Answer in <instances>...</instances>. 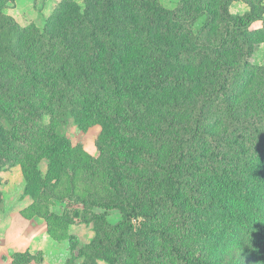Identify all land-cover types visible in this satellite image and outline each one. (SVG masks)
Here are the masks:
<instances>
[{"label":"trees","instance_id":"1","mask_svg":"<svg viewBox=\"0 0 264 264\" xmlns=\"http://www.w3.org/2000/svg\"><path fill=\"white\" fill-rule=\"evenodd\" d=\"M8 1L0 0V169L19 164L33 200L58 197L66 178L59 198L80 207L42 217L91 223L94 236L77 252L70 243L64 264H128L131 250L136 264H158L164 249L172 264H264V61L251 60L264 16L253 5L231 14L229 0H179L174 9L131 0L128 11L121 0H67L27 30L3 11ZM256 20L262 26L251 29ZM123 28L149 48L129 52ZM69 123L100 125L96 156L74 150Z\"/></svg>","mask_w":264,"mask_h":264},{"label":"rangeland","instance_id":"2","mask_svg":"<svg viewBox=\"0 0 264 264\" xmlns=\"http://www.w3.org/2000/svg\"><path fill=\"white\" fill-rule=\"evenodd\" d=\"M67 0H13L5 3L3 11L14 18L16 23L23 28L29 30L35 27L37 30L43 27L45 20L52 18L58 14L56 6L60 2ZM78 6H84V0H70ZM123 10L128 11L131 0H121ZM160 4L169 9L177 7L179 0H158ZM251 5L254 6L253 11L256 15L264 16V0H229L227 9L231 14H242L249 10ZM122 10V11H123ZM135 21L130 17L127 25H131ZM260 20L254 21L250 28L261 27ZM128 32V33H127ZM26 31H20L19 44L24 55V48L21 43L25 41ZM126 49L129 52L142 53L149 48L137 37H133L129 28H123ZM32 56L33 52H27ZM29 56V57H30ZM251 60L256 63L264 61V39H260L256 43ZM201 73L200 70H194L193 73ZM255 83L253 86L255 87ZM48 117H45V122ZM88 122V121H87ZM83 126V125H82ZM100 125L91 123L87 126L79 127L75 123H69L64 129L66 136L74 150L78 151L81 147L83 151L96 156L98 154L96 148V140L100 134ZM77 145V146H76ZM40 170L46 171V162L42 160L38 164ZM66 178L62 177L59 184L55 188L58 197L47 198L39 197L36 200L25 192V178L22 168L19 164L6 166L0 169V253L3 254V261L13 264L10 258L14 252L27 251L35 258L25 262L26 264H64V261L70 256V243H75L76 250L86 245L94 236L91 223L75 222L68 226H53L42 217L47 210L55 214L72 213L73 207H80L70 203L68 200H60L59 196L66 191ZM85 189V183L82 180V173L78 171L75 181V193L81 195ZM97 211H101L97 209ZM119 212L116 209L108 211L107 219L110 223L115 224L119 220ZM70 237V239H69ZM187 243V242H186ZM29 245L24 250L23 246ZM159 245L157 249H159ZM158 256V264H172L174 259L169 255L167 249L161 250ZM40 258V260H36ZM78 258L77 261H80ZM128 264H136V252L131 250L127 260ZM103 264V262H98Z\"/></svg>","mask_w":264,"mask_h":264},{"label":"crops","instance_id":"3","mask_svg":"<svg viewBox=\"0 0 264 264\" xmlns=\"http://www.w3.org/2000/svg\"><path fill=\"white\" fill-rule=\"evenodd\" d=\"M27 247L30 248L29 245H25V246H23L21 249H18V250H24V249H26ZM2 255H3V254L0 253V264H8L7 261H3V260H2V259H3V256H2Z\"/></svg>","mask_w":264,"mask_h":264}]
</instances>
